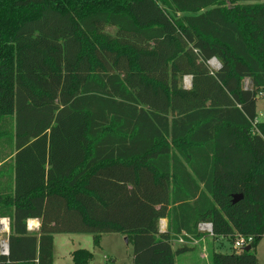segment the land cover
I'll return each mask as SVG.
<instances>
[{"label":"trees","instance_id":"obj_1","mask_svg":"<svg viewBox=\"0 0 264 264\" xmlns=\"http://www.w3.org/2000/svg\"><path fill=\"white\" fill-rule=\"evenodd\" d=\"M261 94L264 0H0V264H54L56 233H119L133 264H176L202 222L253 237L219 264H260Z\"/></svg>","mask_w":264,"mask_h":264},{"label":"rangeland","instance_id":"obj_2","mask_svg":"<svg viewBox=\"0 0 264 264\" xmlns=\"http://www.w3.org/2000/svg\"><path fill=\"white\" fill-rule=\"evenodd\" d=\"M110 33H115V28L107 29ZM189 78H191L189 76ZM264 97V94L258 97V100ZM263 100H260V104ZM263 108V107H262ZM261 119H264V117ZM162 222V221H160ZM70 236L68 234L58 235L56 237V256L58 261L61 260L60 255L62 254L63 249L67 250L75 249V248H86L93 252L94 258L91 261V264H133V246L131 243L125 240V237L119 233H105L102 234L100 240V246H96L94 244V235L91 233L79 234L78 238ZM7 237H0V251L1 244L6 241ZM72 240L74 243L72 244ZM81 241L78 246L76 242ZM67 242L70 246H62L63 243ZM182 243L179 241L174 242V247L180 246ZM189 246H194L193 253L194 255H200L207 257L208 259L212 258V255L216 251H223L231 253L233 251V244H231L228 240H214L212 235L206 234L202 239L198 241H193L188 243ZM240 253L241 250H238ZM256 256L259 258L260 264H264V238L259 242L257 249L255 250Z\"/></svg>","mask_w":264,"mask_h":264},{"label":"crops","instance_id":"obj_3","mask_svg":"<svg viewBox=\"0 0 264 264\" xmlns=\"http://www.w3.org/2000/svg\"><path fill=\"white\" fill-rule=\"evenodd\" d=\"M190 81H191V84H190V86H188L185 83V80H184L183 84H184L185 88H190L192 86V77L190 78ZM244 86L247 89L252 88V86H253L252 79L251 78H246L244 80ZM260 100H263V102L261 104H260ZM260 100H258V102H257V110H258V114H259V119L261 120V117L262 118L264 117V97H263V95H262V98ZM1 164H2V162H0V165ZM5 219L7 220V223H8V229L7 230L2 228V220L4 221ZM161 221L162 222H160V223H162V225H164V226H160V231H166L167 230V225H168V219L167 218H162ZM4 222H3V224H4ZM40 226H41V220L39 218H30L27 221V229L31 233H35V234L39 233ZM9 234H10L9 218L8 217H3V218L0 219V237L1 236H3V237L6 236L7 237L6 242H7V240H9ZM62 234L74 235V236H70V238L73 239L72 237L78 238L79 234H86V233H56V234H54V264H73L72 252L74 250L78 249V248L70 249L71 248L70 247L67 250L63 249L62 254L60 255V258H61L60 261H58V258L56 256V237L58 235H62ZM122 236L123 237H127V236H124V235H122ZM80 242L81 241L76 242L77 245L75 244V246H78V244H80ZM73 243H74V240H72V244ZM62 246H64V248H65L66 246H70V245L67 242H65V243L62 244ZM0 253L2 254L1 251H0ZM192 253H193V250L189 251L187 253L179 255L177 257L176 264H219L217 260L213 259V256H212L211 259H208L207 257H204V256L202 257L200 255H194ZM257 259L259 261L258 257H257ZM259 263H260V261H259Z\"/></svg>","mask_w":264,"mask_h":264},{"label":"built area","instance_id":"obj_4","mask_svg":"<svg viewBox=\"0 0 264 264\" xmlns=\"http://www.w3.org/2000/svg\"><path fill=\"white\" fill-rule=\"evenodd\" d=\"M210 65L213 69H218L221 66L220 62L215 58L210 61ZM185 83L188 86H190L191 81H190L189 77L185 78ZM160 226H162V223H160ZM198 229L200 232H203L205 234H210V235L213 234V226H212V223H210V222L200 223ZM177 241L181 242L182 244L184 243V240L182 238L178 239ZM252 241H253V237H251V236L247 237V236L240 235V236H238L236 242L233 244V248L237 252H239L238 250H242L246 246L251 245ZM1 252L4 254H8L7 242H6L5 248L1 244Z\"/></svg>","mask_w":264,"mask_h":264},{"label":"water","instance_id":"obj_5","mask_svg":"<svg viewBox=\"0 0 264 264\" xmlns=\"http://www.w3.org/2000/svg\"><path fill=\"white\" fill-rule=\"evenodd\" d=\"M216 59V58H215ZM243 197V195L242 194H235V195H233V201L234 202H236V201H238L240 198H242ZM125 240L127 241V242H129V240H128V237H125ZM7 248H8V253H9V240H7ZM252 249V247H251V245H248V246H246L245 248H244V250H246V251H249V250H251ZM2 254H4V253H2Z\"/></svg>","mask_w":264,"mask_h":264},{"label":"bare ground","instance_id":"obj_6","mask_svg":"<svg viewBox=\"0 0 264 264\" xmlns=\"http://www.w3.org/2000/svg\"><path fill=\"white\" fill-rule=\"evenodd\" d=\"M5 221V222H4ZM2 220V228H4V229H8V223H7V220L5 219V220ZM3 222H4V224H3ZM162 226H164V225H162ZM2 246L5 248L6 247V241H4L3 243H2Z\"/></svg>","mask_w":264,"mask_h":264}]
</instances>
